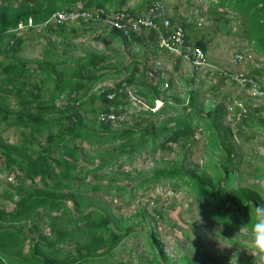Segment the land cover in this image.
<instances>
[{
	"label": "trees",
	"instance_id": "16d2710c",
	"mask_svg": "<svg viewBox=\"0 0 264 264\" xmlns=\"http://www.w3.org/2000/svg\"><path fill=\"white\" fill-rule=\"evenodd\" d=\"M128 1L0 0V130L17 131L20 137L15 143H8L0 137V166L13 176L2 192L3 199L13 207L9 212L0 208V264H105L114 249L133 233L135 223L145 217L148 231L144 238L150 251L148 264H156L157 258L165 264H195L184 255L176 263L170 261L152 226L153 218L145 210H137L126 219L116 216L107 205L88 196V192L100 190V184L86 182L90 174L97 177L95 173L113 166L120 156L138 153L145 148L151 152L156 149L170 152L171 147L176 146L182 153L178 152L174 160L151 169L148 177L131 186L133 192L146 190L160 181L169 183L172 189L183 187L187 195L203 208L202 218L208 224L234 232L249 222V213L254 206L264 202L260 198V193L264 192L261 186L237 183L238 155L229 142L230 129L221 126L223 104L197 105V88L187 90V106L180 107L178 112L180 100L172 94L164 96L159 91L162 85L171 89V80L162 78L161 74L153 85L147 84L144 70H136L137 63H133L127 79L115 82L111 88L92 92L95 84L116 78L121 69L128 72V66L118 69L117 63L108 64L112 55L104 52H91L79 58L66 54L59 56L54 52L55 42L49 40L42 45L39 59L20 56L24 41L17 34L19 24L34 30L45 25L42 23L52 13L62 7L72 9L77 3L83 10L105 8L110 2L116 10H129ZM156 1L159 0H146L137 13ZM214 3L217 8L223 7L227 12L245 17L247 43L257 56L264 58V0H215ZM66 22L55 27L61 28ZM177 24L180 25L170 21L171 26ZM51 28L52 25L41 28L46 30V38L48 32L54 30ZM109 30L107 36L122 44L139 45L144 38L140 34L126 39L118 30ZM153 37L151 32L145 38L153 43ZM60 41L65 43L63 38ZM196 46L203 51V45ZM57 57H61L60 61ZM68 60L75 64L74 69L64 66ZM31 64H34L33 68L28 67ZM110 67L114 74L105 72ZM249 74L264 76L261 69ZM246 79L253 82L252 78ZM189 81L190 87L193 86L194 79ZM218 81L224 82L222 78ZM125 85L134 87L136 98L143 100L147 108L137 113L149 116L147 120L132 117V123L128 124L125 112L131 107ZM257 89L264 91V86ZM110 94L112 97L109 98ZM96 100L100 102L98 106L94 104ZM156 100L161 106L150 111ZM182 102L184 100L180 104ZM250 110L235 125L238 137H245L242 128L247 130L255 126L264 131V108ZM259 113L261 117L257 116ZM196 132L203 139L205 161L200 166L189 167L185 165L186 155ZM84 145L89 147L87 151L83 149ZM96 161L92 168L86 167ZM14 168L16 172H13ZM256 172L257 168L249 176L256 179ZM115 175L116 171L106 178L113 180ZM128 179L126 174L120 178L125 183ZM107 188L120 190L119 195H123L120 186L108 185ZM154 214L161 217L158 211ZM225 217L231 220L230 224L219 221ZM129 220L134 223L129 224ZM42 225L47 228V235L39 229ZM196 250L202 251L203 248L197 244ZM203 258L216 264L211 255L201 256L202 262ZM238 264L250 263L239 260Z\"/></svg>",
	"mask_w": 264,
	"mask_h": 264
},
{
	"label": "rangeland",
	"instance_id": "374dc122",
	"mask_svg": "<svg viewBox=\"0 0 264 264\" xmlns=\"http://www.w3.org/2000/svg\"><path fill=\"white\" fill-rule=\"evenodd\" d=\"M145 1L146 0H129L127 2V8H138L143 5ZM163 1L169 8H172L173 2H177L182 10L186 12L189 10L188 7H183V5H185L183 0ZM199 1L203 2L204 0ZM243 18L245 17L243 16ZM101 24L109 30L104 23ZM48 25L55 27L61 24L42 25L35 28L33 32H27V36L24 33L23 37L25 40L29 39V42L26 41V44L20 53L21 57L29 60L40 58L41 47L46 43V40L42 39L43 34L46 36V30L44 31L41 28ZM211 26L212 24H209V27ZM90 27L95 31L81 37H72V39L67 37L65 39V44L71 45L66 51V55L73 58H79L83 57L84 54L91 52H106L105 54L114 56L110 62L108 61V64L114 65L117 63L118 69L125 66H128L129 68L128 72H123L121 69L120 75L116 78L103 80V82L95 84L91 89L92 92H97V90L104 87L111 88L115 82L127 79L133 63H137V71L141 72V70H144L143 76L145 77L147 84L153 85L155 81L160 78L161 74L163 78L171 80L173 84L171 89L162 85L159 91L164 96H168L169 94L176 96L180 102L184 100L182 104L179 102L177 105L178 112L180 107L187 106V90L189 88H197V105L206 106L208 104H223L224 116L221 120V126L230 129L231 135L229 137V142L235 147V153L238 155L236 171L239 176L237 178V183L241 186L257 184L258 186H261L264 191V131H260L255 126L247 130L242 128L241 132L245 134V137L241 138L236 136V128L231 124L230 113L227 109L233 102L240 101L248 107V109H246L247 111L254 107L264 108V94L253 97L251 88H241L234 81L220 83L218 81L219 77L214 74L210 75V72H212L211 69H192L189 65H186V63L183 65L180 63L177 64L176 59L171 55L158 51H155V54L152 53L151 51L153 48L151 45L143 46L128 43L117 46V44L113 42L110 43L109 46H105L101 37H99V35L96 37V32H100L102 27L100 30V26L90 25ZM212 28L213 26L210 29L207 26H204V28L201 29V33L206 31L211 32ZM26 30L28 29L24 27L20 33H23ZM36 34H39V37L36 36ZM244 34L247 35L245 32ZM219 35L221 36V34ZM47 38L50 41H54V37L48 35ZM215 38H219L218 34L215 35ZM237 39L238 37L228 36L224 41L213 40V43H216V49L211 56L213 63L210 65L232 76L243 74L244 76H247L246 78H252L255 84L252 85L254 89L264 86V76H251L249 74L250 71L256 69H261L262 74H264V60H258L257 57L250 53L252 50L250 45H246L243 39L242 41H236ZM248 40L249 37H246L247 42ZM243 48H248L249 51H242ZM60 50V48H57L56 53H59ZM238 51L241 52L239 54L242 56V61L239 64H232V57ZM28 66L33 68L34 64ZM64 66H68L70 69H73L71 67H76L75 64L70 62V60H68ZM105 72L114 74V69L112 67L106 68ZM249 75L250 77H248ZM136 77L139 78L140 75H136ZM190 78L194 79L193 86L191 87L189 81ZM125 86L128 102L131 107L125 112V119L128 121V124L132 123L133 119L139 120L140 118H146L147 120L149 116H140L137 113L138 111L146 110L147 108L143 100L136 98L134 87ZM59 102L63 104L62 101ZM60 103L57 102V104ZM94 104L95 106H98L100 102L96 100ZM160 106L161 102L156 100L153 102L150 111L158 109ZM186 111L188 112L189 109ZM202 114H204V112ZM257 116L261 117L260 113ZM253 118L255 119L256 115H254ZM143 125L144 123H142V126ZM0 137L8 143L19 142L20 139L18 132L14 130H0ZM193 140L194 141L189 147V152L186 155L185 161V165L189 167H192L193 165L200 166L205 161V147L203 145L202 136L196 132ZM39 142L42 143V139H39ZM105 148L109 147L106 146ZM187 148L188 147L185 149ZM83 149L87 151L89 147L84 145ZM178 152L182 153V151L177 149L176 146H172L170 152L160 151L158 149L151 152L148 148H145L138 153L120 156L113 166L95 173V176L97 177H92L91 174L87 177L86 182L96 185L100 184V190L97 192L90 191L88 192V196L94 197L96 200H99L101 204L107 205L116 216L126 219L132 216L137 210H145V212L153 218L152 226L157 234V238L163 246L165 255L171 262L176 263L178 258L181 255H184L190 262L195 264H211L210 262H207L205 258H203L205 263L201 261V256L204 255L206 257L211 255L216 264H228V260L231 254L236 250L237 246L234 245L232 248L221 249L219 244L224 245L228 243L225 239H231L237 234V232L229 231L222 226L208 224L202 218L203 208L196 204L187 195L183 187L172 189L169 183L160 181L149 186L146 190L140 189L133 192L131 189V186L134 183L148 177L151 174V169L160 167L162 163L165 164L174 160ZM79 164L81 165V162ZM96 164L97 161L93 165L88 164L86 167L92 168ZM256 168L258 172H256L255 175L258 177L255 179L249 176V173L252 174ZM114 171L117 172V175L113 176L115 179L111 180L106 178ZM13 172H16V170L14 169ZM125 174L129 177L128 182L126 183L120 180ZM12 178V175H8L7 171H5L1 165L0 207L6 212L12 210L13 206L10 202L3 199L2 192L4 188H7V184H9L7 181H10ZM108 185L122 187L123 195H119L122 192L120 190L116 191L107 188ZM68 206L70 207L69 204ZM155 211L160 212L161 217H157L154 214ZM128 222L129 224L134 223V221L131 220ZM146 222L147 218L145 217L144 220L135 223L133 226V233L125 238L114 249V254L106 259L105 264H114L115 262H122L124 264H148L150 251L144 238L145 233L148 231ZM39 229L42 230L43 235L48 234L47 228L43 225L40 226ZM232 242L239 243L242 247H247L246 238L237 236L233 238ZM197 244H200L203 248L202 251L196 250ZM65 248L66 247H62V249ZM25 251L26 246L23 247V252ZM225 259H227V261H225ZM239 260H248L250 264H253V257L246 249L240 250L238 261ZM156 264L165 263L162 262L160 258H157Z\"/></svg>",
	"mask_w": 264,
	"mask_h": 264
},
{
	"label": "crops",
	"instance_id": "0c3cea01",
	"mask_svg": "<svg viewBox=\"0 0 264 264\" xmlns=\"http://www.w3.org/2000/svg\"><path fill=\"white\" fill-rule=\"evenodd\" d=\"M161 1L163 2L165 17L167 19H169L170 21H172L174 24L179 23L184 28V30L186 32L185 33L186 34V42L189 45H195L196 46V44H199V43L201 45H203V52L206 56L207 62L210 61L209 64L213 63V61L211 60V56L214 54V50L216 49V43H213V40H215V41L216 40H220V41L223 40L224 41L225 38H227L228 36H232V37H238V39L236 41H238V40L242 41V39H243L245 41V44L249 45L246 41V37L244 34V30L246 27L245 18L241 17L240 15L234 14L232 12H229V11L227 12V10H225L223 7L222 8L215 7L214 6L215 0H204L203 2L199 1V0H183L185 2V5H183V7H188L189 8L188 12L182 10L177 2H175V3L173 2L172 8H169L164 3L163 0H161ZM139 8L140 7L135 8V9L134 8H131V9L128 8L129 10H126V8L116 10L115 7L113 6V2H110V4L108 3V5L105 6V8L92 7V8L83 10V9H81V5L79 3H77V4H74L72 6V9H67V8L62 7L61 9H59L57 11H61V10H64V11H84V12L100 11L105 15H109L111 13L133 14L134 12H137L139 10ZM224 13H226V14L224 15ZM44 23L45 22H43L42 24H44ZM27 24H30V21H28ZM209 24H212V26H213V28L211 29L212 31L211 32L206 31L204 33H201V29H203L204 26H207L209 29L212 27V26L209 27ZM218 24L225 25L224 32H220L218 30ZM90 25L100 26L99 30L102 27L100 32H98V31L96 32L97 33L96 37L99 35V37H101V40L103 43L107 42V45H105V46H109V44L113 43V42L116 43L117 46L122 44L120 41H116V40L109 38L107 35H108V32L110 30H107L105 27H103L101 22H99V21H85V22H83L81 20H76V22L68 21L64 24V26L62 25L61 28L57 29V27H53L51 29H54V30L52 32H48L49 36L54 37V39H53L54 41H50V40L49 41L55 42V44H54L55 45V51H54L55 54H58L59 56L60 55L62 56L63 54H67L66 51L68 50L69 47H71L70 44H65V43L63 44L60 41L61 38H63V40L65 42V39L67 37H70L72 39V37L77 38L79 36L81 37V36H84L88 33H92L95 30L92 29L90 27ZM27 32H33V30H26L23 33H20L18 35L19 37H21L23 39V41H24L23 45L24 46L26 44V41L29 42V39L25 40V38L23 37L24 33L26 35ZM56 32H58V35ZM118 32H121V31H118ZM148 33H151V32L150 31H140L137 33L128 32L127 35H125L121 32L122 36L125 37L126 39H129V37L131 35L134 37V36H138L140 34L143 35V37L145 38ZM216 34H218V37H219L218 39L215 38ZM219 34H221V36ZM18 36H16V37H18ZM36 36L39 37V34H36ZM144 38H143L142 42L139 43V45H143V46L151 45V47L153 48V50L151 52L154 54H155V51L167 54L166 52L160 51L157 48L154 37H153V43L151 41H148L146 38L145 39ZM42 39L46 40V42L48 40V38H46V36L44 34L42 35ZM57 48L61 49L59 51V53H56ZM240 51L236 52V54L241 53ZM242 51L247 52V51H249V49L243 48ZM99 53H101V52H99ZM104 53H106V52H104ZM250 53H252L255 57H257L258 60H264V58L257 56L252 50L250 51ZM112 57H114V56H112ZM112 57H111V59H109V62L112 60ZM60 59H61V57H57V61H60ZM179 63L181 65L184 64V62H182L181 60H179ZM29 68H31V67H29ZM71 68L74 69V67H71ZM1 209H3V208H1Z\"/></svg>",
	"mask_w": 264,
	"mask_h": 264
},
{
	"label": "built area",
	"instance_id": "2783aa9c",
	"mask_svg": "<svg viewBox=\"0 0 264 264\" xmlns=\"http://www.w3.org/2000/svg\"><path fill=\"white\" fill-rule=\"evenodd\" d=\"M81 20L99 21L104 25L114 27L127 35L128 32L137 33L140 31H150L154 34V40L160 51L166 52L168 55L181 60L193 69L208 68L211 69L210 75L222 78L224 82L234 81L241 88L248 87L252 89V96L263 95V92L257 91L252 85L251 80L243 77L242 74L229 75L226 72L210 65L205 58L204 52L197 46L186 43L185 30L180 25H170L169 19L164 15V6L160 2H154L142 12L127 13H111L105 15L100 11L84 12V11H56L45 21L44 24H60L66 21ZM242 56L236 54L232 57V64H239ZM230 113V121L233 126L237 125L241 119L247 114L246 108L239 102H233L228 106ZM109 119L113 116L108 115Z\"/></svg>",
	"mask_w": 264,
	"mask_h": 264
},
{
	"label": "clouds",
	"instance_id": "9594fccd",
	"mask_svg": "<svg viewBox=\"0 0 264 264\" xmlns=\"http://www.w3.org/2000/svg\"><path fill=\"white\" fill-rule=\"evenodd\" d=\"M260 198L264 201V192L260 193ZM250 220L247 224L240 226L239 231L231 239H225L228 243L220 245L223 248H232L236 245V250L231 254L228 264H238L239 252L241 249H246L247 252L253 257V264H264V202L249 213ZM219 220V218H217ZM224 223H231L228 217L223 220ZM242 237L247 240V247H242L239 243H233L234 237ZM250 249V251H249ZM194 251V249H193Z\"/></svg>",
	"mask_w": 264,
	"mask_h": 264
},
{
	"label": "bare ground",
	"instance_id": "6f19581e",
	"mask_svg": "<svg viewBox=\"0 0 264 264\" xmlns=\"http://www.w3.org/2000/svg\"><path fill=\"white\" fill-rule=\"evenodd\" d=\"M157 2V1H156ZM158 2H160L162 5H163V2L161 1V0H159ZM46 25V24H45ZM107 26V25H106ZM25 26L24 25H22V24H19V26H18V28H17V34L19 35L20 34V31L21 30H23V28H24ZM109 29H113L114 27H110V26H107ZM183 28V27H182ZM114 29H116V28H114ZM184 29V28H183ZM117 30V29H116ZM119 31V30H118ZM186 33V32H185ZM205 55V54H204ZM205 58H206V56H205ZM191 68V67H190ZM243 75V74H242ZM243 77H244V75H243ZM257 89V88H256ZM257 91H259L258 89H257ZM260 92H263V91H260ZM109 98L110 97H112V94H110L109 96H108ZM238 101V100H237ZM240 103V102H239ZM241 104L243 105V103L241 102ZM244 106V105H243Z\"/></svg>",
	"mask_w": 264,
	"mask_h": 264
},
{
	"label": "water",
	"instance_id": "95a60500",
	"mask_svg": "<svg viewBox=\"0 0 264 264\" xmlns=\"http://www.w3.org/2000/svg\"><path fill=\"white\" fill-rule=\"evenodd\" d=\"M224 29H225V25H223V24H218V30H219L220 32H224Z\"/></svg>",
	"mask_w": 264,
	"mask_h": 264
}]
</instances>
